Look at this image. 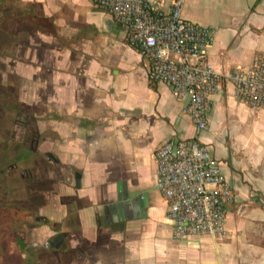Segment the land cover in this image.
I'll list each match as a JSON object with an SVG mask.
<instances>
[{
	"label": "crops",
	"instance_id": "crops-1",
	"mask_svg": "<svg viewBox=\"0 0 264 264\" xmlns=\"http://www.w3.org/2000/svg\"><path fill=\"white\" fill-rule=\"evenodd\" d=\"M2 1V30L16 40L25 32L14 45L18 78L49 113L50 237L63 235L50 247L54 264H264V111L239 103L231 84L213 96L199 138L234 192L226 233L177 241L156 188L155 151L195 137L187 100L151 82L149 61L91 0ZM150 1L168 9L173 0ZM182 15L215 30L216 71L249 66L264 52V0H184ZM119 184L146 197L138 215L106 213Z\"/></svg>",
	"mask_w": 264,
	"mask_h": 264
},
{
	"label": "built area",
	"instance_id": "built-area-1",
	"mask_svg": "<svg viewBox=\"0 0 264 264\" xmlns=\"http://www.w3.org/2000/svg\"><path fill=\"white\" fill-rule=\"evenodd\" d=\"M111 14L124 30L125 40L149 61L153 83H164L178 99H186L196 135L170 139L155 151L156 188L168 204L173 238L225 237L232 187L199 136L208 126L213 96L231 84L239 103L264 111V52L249 66L216 71L209 62L215 30L184 19V0L166 9L150 0H91Z\"/></svg>",
	"mask_w": 264,
	"mask_h": 264
},
{
	"label": "rangeland",
	"instance_id": "rangeland-1",
	"mask_svg": "<svg viewBox=\"0 0 264 264\" xmlns=\"http://www.w3.org/2000/svg\"><path fill=\"white\" fill-rule=\"evenodd\" d=\"M7 26L18 28L16 22ZM18 39L0 29V43H4L0 54V233L19 235L26 248L36 253L35 264H54L50 247L55 239L50 237L49 222L56 195L51 181L49 113L40 110V101L28 94L33 89L18 78L14 47ZM61 200L66 203V197ZM18 205L33 214L19 216ZM9 243L12 252L2 259L20 264L26 251L16 242Z\"/></svg>",
	"mask_w": 264,
	"mask_h": 264
},
{
	"label": "water",
	"instance_id": "water-1",
	"mask_svg": "<svg viewBox=\"0 0 264 264\" xmlns=\"http://www.w3.org/2000/svg\"><path fill=\"white\" fill-rule=\"evenodd\" d=\"M117 190L118 192L116 202L106 206L105 211L107 214L114 215V212H118L120 218L126 219L130 214V208H133L135 210V215H138L137 211L147 205L146 197H142L141 195L135 193L127 194L120 184L118 185ZM62 237L63 235H59L53 242L52 246L55 245L58 247Z\"/></svg>",
	"mask_w": 264,
	"mask_h": 264
},
{
	"label": "trees",
	"instance_id": "trees-1",
	"mask_svg": "<svg viewBox=\"0 0 264 264\" xmlns=\"http://www.w3.org/2000/svg\"><path fill=\"white\" fill-rule=\"evenodd\" d=\"M2 0H0V29H2L3 27V19L5 18V15L3 14L2 11ZM10 40V39H9ZM8 40V41H9ZM2 43H0V54H1V48H2ZM15 210H18V215L20 216L22 213H25L27 215H32L33 213L30 210H27L25 208H21L19 205L17 206V208H15ZM14 211V210H13ZM4 222V221H3ZM6 234V233H4ZM4 234L0 233V264H9L7 263L5 260L2 259V257L8 253V252H12V248L9 242H16L24 251H26V256L24 257V259H22V261L20 262V264H35V257H36V253L32 252L30 250H28L23 242V240L18 236L15 237H11V236H5ZM9 241V242H8Z\"/></svg>",
	"mask_w": 264,
	"mask_h": 264
}]
</instances>
